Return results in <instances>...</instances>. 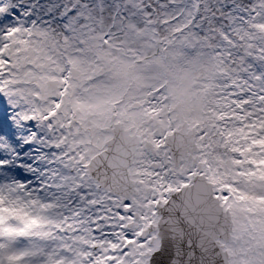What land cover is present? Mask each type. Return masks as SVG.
<instances>
[{
  "label": "clouds",
  "instance_id": "obj_1",
  "mask_svg": "<svg viewBox=\"0 0 264 264\" xmlns=\"http://www.w3.org/2000/svg\"><path fill=\"white\" fill-rule=\"evenodd\" d=\"M173 19L153 21L147 31L141 29L125 42L111 36L107 43L100 35L94 40L86 37L88 43L78 47L88 50L80 53L72 51L71 45L65 48L59 33L55 49L50 43L44 45L46 53L37 54L38 46L24 45L20 89L29 100L38 99L49 107L62 100L60 111L80 125L85 147L89 140L95 144L91 126L111 127L118 122L117 131L136 147L129 151L115 182L111 178L97 182L99 194L149 200L158 178L152 172L181 168L185 174L196 172L190 188L172 194V202L157 209L165 219L180 221L175 226L184 232L182 239L174 238L172 229L162 224V247L176 249L190 241L194 264H201L200 257L206 255L199 247L203 240L216 258L214 264H264V212H245L246 203L238 200L241 194L264 196V186L254 188L247 182L250 178L239 175L231 153L213 131L218 110L213 84L222 65L211 49L204 50L203 43L197 54H184L181 45L187 25L185 20L173 23ZM57 61L63 73L53 69ZM53 76L68 83L63 97L59 94L64 86L52 83ZM140 144L159 168H144ZM228 186L233 192L228 204L222 205L214 197ZM40 214L50 226L59 221L47 206L40 208ZM209 216L215 218L214 224Z\"/></svg>",
  "mask_w": 264,
  "mask_h": 264
},
{
  "label": "snow or ice",
  "instance_id": "obj_2",
  "mask_svg": "<svg viewBox=\"0 0 264 264\" xmlns=\"http://www.w3.org/2000/svg\"><path fill=\"white\" fill-rule=\"evenodd\" d=\"M41 9L51 14L59 6L42 5L39 0H0V264H194L190 241L176 249L162 247L161 225L174 229L175 224L173 217L165 219L157 209L169 205L172 194L190 188L196 172L185 174L181 168L157 174L149 200L81 189L72 197L78 206L71 210V217L65 215L50 226L40 214L41 207L31 194L38 182L49 178L46 168L52 171L53 123L21 103L9 73L19 67L14 57L19 60L17 53L27 43L24 37L31 34V26L39 22ZM79 11L73 3L65 5L60 15L70 23ZM253 11L264 15V0ZM259 59L264 60V55ZM249 75L259 90L252 89L241 100L246 109L254 107L256 113H264V71ZM254 126L259 133L248 134L250 138L243 142L240 137L246 133L241 128L215 132L231 153L239 175L250 178L247 182L255 188L264 186V168L258 167L264 165V115ZM219 192L214 198L227 205L233 189L228 186ZM238 200L246 203L245 212H264L257 207L264 205V196L241 194ZM200 261L205 264V257Z\"/></svg>",
  "mask_w": 264,
  "mask_h": 264
},
{
  "label": "rangeland",
  "instance_id": "obj_3",
  "mask_svg": "<svg viewBox=\"0 0 264 264\" xmlns=\"http://www.w3.org/2000/svg\"><path fill=\"white\" fill-rule=\"evenodd\" d=\"M71 0H45L42 5H58L59 10L68 5ZM77 2V7L80 10L76 19L70 23L67 21L65 24L73 25L72 34L68 35L62 32L58 24L49 21L51 26H44L41 21L36 25L31 26V34L26 35L24 39L27 41L24 45L38 46L35 48L37 54L46 53L47 48L45 44H49L55 49L57 47V36L59 33L63 37L64 46L67 48L71 45L72 51L80 53L88 49H81L77 45V39H84L85 44L89 39H95L108 31L109 36L117 41H128L131 34L138 33L141 29L147 31L151 26V22L165 21L174 17L177 20H185L187 28V36L184 37L183 53H187V48L184 44H191L195 46V52L190 56L197 54V47L203 43L207 45L204 50L211 49L212 55L216 57L222 65V70L218 73V78L214 81L213 87L215 90V99L218 104L216 115L222 114L233 115L234 120L241 118L244 124L235 125L233 129L241 128L245 131V135L258 134V126L255 125L256 119L264 115V113H256L254 107L245 108V105L240 109L234 108L231 104L233 98L229 99L224 93V89L231 88V93L239 89L237 96L249 94L252 89L259 90L258 82L253 80L249 73L259 75L264 71V60L259 59L264 55V15H256L253 9L258 10L260 0H74ZM73 2V1H72ZM222 4V5H221ZM200 8V15L194 16V9ZM124 9L125 14L123 22L109 25V17L111 12L116 9ZM239 9L240 11H235ZM43 10V9H42ZM212 10L214 14H212ZM44 11V10H43ZM55 13L57 11H54ZM118 12V11H117ZM120 11L117 13L115 19L121 17ZM250 17H254L250 19ZM204 18L205 25L202 27L200 33L191 32L192 25L199 24L198 21ZM47 22V23H48ZM175 23V21H173ZM83 31V32H81ZM72 35V36H71ZM106 38L104 41L107 43L109 40ZM211 42L210 44L208 42ZM23 45V46H24ZM25 49L21 47L17 53L19 60L14 63L19 65L18 68H13V73L9 77L16 81L15 87L18 89V95L21 103L36 111V113L43 115L45 112L51 110V106H46L38 99L29 100L23 91L20 89L18 77L20 75V64L22 59V52ZM7 55V52L4 53ZM187 55V54H186ZM53 69L57 73H63V67L59 66V62L53 65ZM226 75V76H225ZM228 77L230 79H228ZM51 81L59 86L63 78L58 76L51 77ZM228 97V98H227ZM236 98V97H234ZM235 100V99H234ZM243 112L241 116L240 113ZM240 119V122H241ZM249 121H252L250 125ZM91 126L89 131L93 140H89V147L84 146V151L88 152L98 150L102 147L104 136L98 132L97 125ZM233 126V125H232ZM52 139L50 146L56 149L53 157V163L50 165L52 171L46 168V175L49 177L47 180L38 182L37 188H42L40 193L36 190L32 192V198L38 201L40 207L47 206L52 213L62 219L66 214L67 207H70V196L73 194L74 187H69L68 179V159L64 153H61L62 146L59 142L63 143V138L60 135L59 141L54 136L51 130ZM81 136L76 134L74 143H83L80 139ZM244 138V137H243ZM242 138V139H243ZM237 139V137H234ZM241 139V138H240ZM72 137L68 139V145ZM69 169V168H68ZM95 191L93 187L88 192ZM87 192V191H86ZM76 208V207H75ZM74 208V209H75Z\"/></svg>",
  "mask_w": 264,
  "mask_h": 264
},
{
  "label": "flooded vegetation",
  "instance_id": "obj_4",
  "mask_svg": "<svg viewBox=\"0 0 264 264\" xmlns=\"http://www.w3.org/2000/svg\"><path fill=\"white\" fill-rule=\"evenodd\" d=\"M73 26V25H72ZM72 26H70V28H72ZM74 27V26H73ZM83 32V31H81ZM85 43V40L84 39H77V45H84ZM65 70L63 69V72ZM68 75L70 76L71 73H68ZM63 84V81L60 85ZM67 91V87L66 88H63V90L60 92V96L63 97V95L65 94V92ZM53 108H57L59 107V113H61V108H62V100H54L53 102ZM217 116V115H216ZM62 119H66V117L62 114ZM68 120H67V133L69 134V138L72 137V142L69 143V147H70V152L72 154V162H73V165L75 167H79V170L81 171L82 174H84L86 177V173H85V170H86V166L87 164L90 162L91 158L95 155H97L99 152L103 151L105 149V146H106V142L108 140H110L111 138L114 137V135L116 137H119L118 139L119 140H122L124 137V135L117 131V129L119 128V124L118 122L114 125V126H109L108 124H101V125H97V128L95 130L98 129V132L101 133L104 138H103V144H102V147H100L98 150L96 151H93L90 150L88 152H85L84 151V144L83 143H74V139L76 138V134L81 136L82 135V132L83 130L80 128V125L77 124L72 118H71V115L69 114V116H67ZM229 120L226 119V121H221L220 122V118H218L217 116V122L215 123L214 127H213V131L215 132L216 130H220V131H223V130H226V129H233L230 125H229ZM250 137H248L247 135H244V138L242 139V142L244 140H248ZM229 139H233L234 140V137H229ZM161 143H163V138H161ZM140 149H141V153H140V159L143 160L144 162V168L145 169H148L149 166L151 165V167H156V168H159L160 165L158 164V162L155 160V159H150L146 156V153H145V150L143 148V144H140L138 146ZM258 167H262L264 168V165H258ZM152 175L153 176H156L157 173L155 172H152ZM88 179V178H87ZM88 181H90L88 179ZM92 186L93 187H98L97 184H95L94 182H92ZM81 184V181L79 180V177L75 178L74 177V181H73V187H79ZM207 235H211V233H207ZM200 250L203 252V253H206V254H210V256H212L213 254H211V251L208 247H206L205 245V241L203 242H200ZM207 250V252H206Z\"/></svg>",
  "mask_w": 264,
  "mask_h": 264
},
{
  "label": "water",
  "instance_id": "obj_5",
  "mask_svg": "<svg viewBox=\"0 0 264 264\" xmlns=\"http://www.w3.org/2000/svg\"><path fill=\"white\" fill-rule=\"evenodd\" d=\"M107 145H108V149L105 152H103L99 156V158L97 157V159L99 160V162L103 161V163L105 165V170H101V171H105V172L112 171V173L114 174V172L116 173L118 162H121L122 164H124L125 160L128 157L129 151L134 150V148L133 147H127L124 145L123 148L120 149V152L118 154H116L115 153V151L117 152L116 142L110 141L107 143ZM93 168H95V167H93ZM93 168H90V170H92L91 172L94 175V177L97 178L99 181L104 180L103 176H106V175H104L100 170L96 171ZM210 217L211 216L208 217L209 222H210ZM186 223H191V221H187ZM174 224L180 225L181 222L175 221ZM172 231L174 232V238H177V239L183 238L184 232L181 231V227L175 226L174 229H172ZM205 259L208 261V264H214L216 258H215V256H211V259H208V257L205 255Z\"/></svg>",
  "mask_w": 264,
  "mask_h": 264
},
{
  "label": "bare ground",
  "instance_id": "obj_6",
  "mask_svg": "<svg viewBox=\"0 0 264 264\" xmlns=\"http://www.w3.org/2000/svg\"><path fill=\"white\" fill-rule=\"evenodd\" d=\"M201 242H203V240H201ZM199 247H200V245H199ZM201 248V247H200ZM202 252V251H201ZM206 252H207V250H206ZM206 254V253H205ZM206 256L208 257V259H211V256H210V254H206Z\"/></svg>",
  "mask_w": 264,
  "mask_h": 264
}]
</instances>
